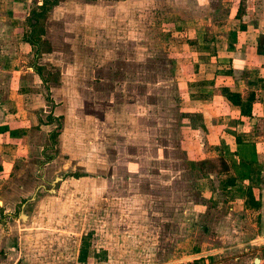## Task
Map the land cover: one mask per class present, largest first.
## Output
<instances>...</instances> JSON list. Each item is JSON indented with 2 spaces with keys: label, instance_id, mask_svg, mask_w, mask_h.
I'll return each mask as SVG.
<instances>
[{
  "label": "rangeland",
  "instance_id": "374dc122",
  "mask_svg": "<svg viewBox=\"0 0 264 264\" xmlns=\"http://www.w3.org/2000/svg\"><path fill=\"white\" fill-rule=\"evenodd\" d=\"M14 1L21 18L43 2L0 4L13 11ZM186 1L63 0L37 20L32 52L39 56L29 65L40 69L43 85L33 92L40 102L24 100L25 122L50 128L21 129L20 137L29 136L28 154L20 165H0L8 171L0 175L1 245L20 247V262L254 264L258 258L264 264L262 240L248 242L257 232L243 234L240 222L242 233L233 237L236 200L225 181L235 173L227 170H242L238 159L250 156L229 154L222 131L241 120L225 105L235 75L217 62L216 88L194 76L206 60L218 61L212 55L236 46L252 66L261 65L256 46L264 22L254 31L256 46L250 47L254 37L243 46L240 35L233 46L226 34L232 25H224L241 0L196 9L197 16ZM246 6L252 23L264 19V0ZM32 23H24L26 36ZM195 97L214 105L199 111L189 103ZM227 117L232 122L222 127L218 119ZM35 193L22 221L21 204ZM84 249L86 262L79 259Z\"/></svg>",
  "mask_w": 264,
  "mask_h": 264
},
{
  "label": "crops",
  "instance_id": "0c3cea01",
  "mask_svg": "<svg viewBox=\"0 0 264 264\" xmlns=\"http://www.w3.org/2000/svg\"><path fill=\"white\" fill-rule=\"evenodd\" d=\"M248 1L241 0L240 2L242 4L238 1L237 4L235 3L236 5L231 4L233 7V10H230L232 13L230 16L231 20L230 18L227 19L229 21L224 27L232 25V28L226 31L230 41L234 43L238 38L237 36L240 35V37L246 38H244L243 43L245 44L243 46L247 47L248 44L246 45V43L254 37V44L250 45V47H254L256 46L255 42L258 37L255 32L259 31L264 19L259 17L256 23H252L249 20L248 9H250V6L248 8L246 6ZM186 2L188 3L189 9L194 10V16L198 14L196 9H205L211 4L213 5L211 7H215L214 4L219 6L226 3L225 0H187ZM16 6V2L11 4L13 11L7 12L6 7L4 8L0 4V165H20L19 158H23L28 154L29 136L28 134H24L22 137L19 135L21 129H24V133H29L31 130L30 127L33 126L32 124L29 126L26 125L25 120L28 117V109L25 106L26 102L24 100H27L31 96L34 102L33 105L37 104V101L40 102L41 98L33 92L40 90L43 85L42 73L41 75L37 73L38 67H35L33 64L29 65V59L33 56L35 59L39 55L32 52V47L37 46L28 42L24 34V23L28 19L21 18L20 16L15 17L16 14L20 15L19 9ZM257 7L256 5L255 8ZM215 8L217 9V7ZM228 8L230 7L228 6ZM23 10L25 9L23 8ZM258 12L260 13V9H258ZM176 18L178 17L176 16ZM214 24L219 25V21H216ZM236 25L242 31L235 32L234 28ZM13 31H16L18 35L13 36L14 38L12 39L10 36L13 34ZM260 35L264 36V33H260ZM235 45L237 44L234 43L233 46ZM245 54H248L245 49L243 51V48L240 50V47L236 46L231 51L224 50L222 55H212L211 58L218 59V61L206 60L207 64L204 65V68L203 65H200L199 71H196L194 76L196 79L200 75L206 77V80L210 81L211 85L216 82V85L213 86L216 88L217 81L215 79L218 77L215 75V73H218L217 62L227 64V66L229 65L231 71L227 72V75H235V78H233L234 87L228 89V94L225 97L227 99L225 105L228 107V111L230 110L232 114H238L239 117L237 119L241 120H239V124L236 126L233 125L230 129H222V131L226 135V150L229 154L243 155V152L248 151L250 156L247 158L240 156L238 159L237 165L241 162L240 166L243 167V171L236 166H229L228 170L226 169L228 173L232 172L229 173L231 175L235 173L233 177L237 179L232 193H235L232 198L236 201H232L233 207L230 208V211L235 210L232 216L238 222L233 226V231L235 232L233 237L240 236L242 233V229H239L240 226L238 228L236 227V225H240L239 223L242 222L245 227L243 234H246L249 230L257 232L252 239L248 237V242L253 241L256 243L262 240V243L258 244H263L264 246V133L263 135L261 133L257 134L258 131H261L260 129L264 132V62L259 66H256V63L255 66H252L253 64L251 63V65L246 60ZM260 57L264 58V53ZM246 72L247 75L245 76ZM253 85L255 86L251 89L250 87ZM236 87L239 88L237 91L235 90ZM232 93L240 94L241 100L246 108L252 107L249 116L242 114L240 108L233 106L231 101L228 100V96ZM252 93L255 95V102L248 100ZM209 100V98L198 99L195 97L189 100V103L197 107L199 111L203 109L208 110L211 105H214L213 101ZM218 120L222 123V127H224L225 123L232 122L231 117ZM17 124L18 126H14ZM34 126L32 131L36 134L44 131L43 129L50 128V125L38 126L36 124ZM52 137L50 135V143L53 146ZM6 172L8 171H0V175L6 174ZM0 185L3 186V183ZM248 187L253 189L256 201L259 203L257 209L249 208L245 204L244 192ZM35 196L36 193L29 200L25 198L26 200L21 204V209L22 205L26 206L28 201H34L35 199L32 200V198ZM235 202H238V204L236 205ZM1 203L3 205V202ZM4 214L10 216L11 211L7 210ZM239 218L242 220L244 218L246 221L243 222ZM2 240L0 239V245ZM1 246L6 248L0 254V264H26L20 262L21 256L23 255L20 247L16 250V248L8 246L7 241L2 243ZM186 256L189 257V255Z\"/></svg>",
  "mask_w": 264,
  "mask_h": 264
},
{
  "label": "trees",
  "instance_id": "16d2710c",
  "mask_svg": "<svg viewBox=\"0 0 264 264\" xmlns=\"http://www.w3.org/2000/svg\"><path fill=\"white\" fill-rule=\"evenodd\" d=\"M60 1H63V0H43L42 4L39 6L40 7V11L39 12H32L30 14V17L27 19L29 20V22L33 21L34 23H32L30 25V27L32 28V31L29 35L26 36V39L28 40V42H30L31 44L33 45H38V43L36 42V40L34 39V35L33 33H35L34 29L37 25V20L39 18H43L44 16H46V14L54 7L56 6ZM259 42L260 40L257 42V50L256 52L258 54H263L264 53V50H261L263 49V46L261 45V47L259 46ZM37 73L41 75V71L40 69H37ZM228 100L231 101L232 105L233 106H236L238 108H240V112L242 114H246V116H249L251 113L250 110H252V107H245L244 106V103L242 102L241 100V96L240 94L238 93H232L231 95L228 96ZM250 101L252 102H255V95L252 93L250 96H249V99ZM53 139V137H52ZM54 142V141H53ZM236 178L235 177H230L229 180L225 181V184H226V187L228 188H234L235 187V184H236ZM244 196H245V204L247 207L249 208H254V209H257L259 207V203L256 201V197L254 195V192H253V189L248 187L245 192H244ZM83 246L87 247L88 245L85 244L83 242ZM87 251L86 249H84L82 251V254H80V260L83 261V262H86L87 260Z\"/></svg>",
  "mask_w": 264,
  "mask_h": 264
},
{
  "label": "water",
  "instance_id": "95a60500",
  "mask_svg": "<svg viewBox=\"0 0 264 264\" xmlns=\"http://www.w3.org/2000/svg\"><path fill=\"white\" fill-rule=\"evenodd\" d=\"M56 181V180H55ZM53 186H54V184H53ZM39 190V188H37V190H36V192ZM35 199V197H33L32 198V200H34ZM0 205H2V203L0 202ZM24 207H25V205H22V209H21V212H20V219L22 220V221H26V219H27V216H26V214L24 213ZM259 262H260V260L258 259V258H255L254 259V264H259Z\"/></svg>",
  "mask_w": 264,
  "mask_h": 264
},
{
  "label": "flooded vegetation",
  "instance_id": "af4514ba",
  "mask_svg": "<svg viewBox=\"0 0 264 264\" xmlns=\"http://www.w3.org/2000/svg\"><path fill=\"white\" fill-rule=\"evenodd\" d=\"M263 44H264V40L263 39H260L259 46L261 47V45H263ZM37 188L41 189L42 187L39 186ZM37 188H36V190H37Z\"/></svg>",
  "mask_w": 264,
  "mask_h": 264
}]
</instances>
